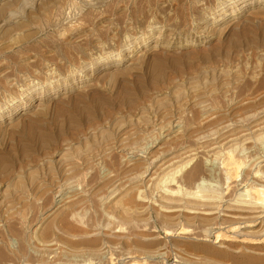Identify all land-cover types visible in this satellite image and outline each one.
<instances>
[{"label":"rangeland","instance_id":"1","mask_svg":"<svg viewBox=\"0 0 264 264\" xmlns=\"http://www.w3.org/2000/svg\"><path fill=\"white\" fill-rule=\"evenodd\" d=\"M11 1L0 0V248L11 253L0 264H264L243 257L264 236L216 242L235 203L264 187V0ZM167 197L177 211H162ZM260 216L241 231L258 237Z\"/></svg>","mask_w":264,"mask_h":264},{"label":"bare ground","instance_id":"2","mask_svg":"<svg viewBox=\"0 0 264 264\" xmlns=\"http://www.w3.org/2000/svg\"><path fill=\"white\" fill-rule=\"evenodd\" d=\"M13 1V0H12ZM11 1V2H12ZM31 0H26L25 2H24V5L26 6V5H28V7H30L29 5L30 4H32L33 5V3H32V1L30 2ZM4 2V1H3ZM34 3H35V0H34ZM228 3H230L229 4V9L228 8H226V9H228V10H230V12H235L238 8H237V6L234 4V2L231 4V2H228ZM7 4V3H6ZM12 4V3H11ZM23 6V5H22ZM24 6V7H25ZM240 6V5H239ZM6 7H8V6H5V5H0V14L2 13V12H4L5 10V8ZM23 7V8H24ZM19 8V7H18ZM225 9V10H226ZM240 9V8H239ZM4 10V11H3ZM9 10V9H8ZM8 10H6V11H8ZM225 10L223 9L222 11H221V13L222 14H225ZM11 10H9V12H10ZM14 11V10H13ZM69 12V11H68ZM6 13V12H5ZM11 13V12H10ZM9 13V16H8V18L10 19V20H13V21H15V19L17 18V15H16V13H15V15L14 14H10ZM14 13V12H13ZM23 13H25L24 11H23ZM27 14V13H26ZM60 17V16H59ZM32 18H33V16H32ZM8 20V19H7ZM216 20H218L219 21V17H217L216 18ZM13 21H11V24H14V23H16V22H13ZM4 22V21H3ZM4 23H6V22H4ZM18 23V22H17ZM20 23H21V21H20ZM1 24V23H0ZM19 24V23H18ZM22 24V23H21ZM3 25V24H2ZM20 25V24H19ZM5 26V25H4ZM6 27V26H5ZM17 27V26H16ZM4 30V29H3ZM6 30V29H5ZM5 30H4V32H5ZM2 32V31H1ZM7 32V31H6ZM136 46V45H135ZM118 51H120V50H118ZM124 54V53H123ZM119 55V52H116L115 54H106L105 56H103V58H102V60H103V62H106V61H108L109 59H110V57L111 56H116V59H117V56ZM113 59V58H112ZM120 59V58H119ZM49 87V86H48ZM45 90V89H44ZM43 91V90H42ZM43 93V92H42ZM41 96H43L42 94H41ZM226 165L227 166H231V167H236V168H238L239 166H240V164L242 163L240 160H237V158H235V156L233 157V156H231V155H229V157H228V159L226 160ZM202 167H200L199 166V164H195L194 163V166H192L191 167V170L190 171H188V173L189 174H187L189 177H191V176H193V177H195V178H192V179H196V174L198 173L199 174V170L201 169ZM186 175V176H187ZM194 175H196V176H194ZM187 176V177H188ZM199 176V175H198ZM191 178H189V179H191ZM188 179V180H189ZM56 181V180H55ZM32 184V183H31ZM62 185V184H61ZM21 186H22V184H21ZM38 186V185H37ZM198 186V185H197ZM24 187V186H23ZM31 187V186H30ZM195 187V186H194ZM21 188V187H20ZM25 188V187H24ZM38 188V187H37ZM45 188V187H44ZM46 188H47V186H46ZM49 188V187H48ZM37 190V189H36ZM39 191V190H38ZM40 191H41V189H40ZM116 191V190H115ZM126 191V190H125ZM142 191V190H141ZM144 191V190H143ZM170 192H173V189L172 190H169ZM45 192V191H44ZM46 192H48V191H46ZM56 192H58V191H56ZM66 192V191H65ZM109 192V191H108ZM32 193V192H31ZM42 193H43V191H42ZM59 193H61V191L59 192ZM193 193V192H192ZM39 194H41V193H39ZM56 194V193H55ZM62 194V193H61ZM194 194H196V192H194ZM18 195V194H17ZM27 195V194H26ZM42 195V194H41ZM126 195V194H125ZM22 196V195H21ZM40 195H38V197H39ZM143 196H144V194H143ZM53 197H54V194H53ZM142 197V196H141ZM252 199H250V200H246V201H244V202H247V203H249V205H243V203H240V204H242V205H236V203H235V205L234 206H238L237 208H232L231 210H233V211H238L239 212V214H237V215H234V214H228V216H226V217H229L230 219H228V220H222L221 222H220V224L221 225H223V227H222V229H224V232H219V233H216V237H217V240H216V242H219L220 243V241H224V242H243V243H246V244H249V245H255V244H257V243H259V241L256 239V238H260V237H262V236H264V226L262 227V226H258L259 228L254 232V234L256 233V234H258L259 236L257 237V236H253V232L252 231H246L245 229L243 230V231H241V229H243V228H246V227H251V226H254V225H257V224H254L255 223V221L257 220V218H259V217H261L260 216V214H262L263 213V211H264V187H262V186H260V187H255L254 189H253V191H252ZM27 198V197H26ZM45 198V197H44ZM55 200V199H54ZM180 201V200H178L177 198L176 199H173V198H170V197H167V198H165V203L166 204H162V205H160L161 207H163L164 208V210L162 209V211H164V212H174V211H177V210H173L176 206L174 205V204H172L173 202L175 203V201ZM209 200V199H208ZM211 200V199H210ZM209 200V201H210ZM59 201H62V200H59ZM58 201V202H59ZM141 201V200H140ZM163 201V200H162ZM167 201V202H166ZM236 201V200H235ZM19 201H17V203H18ZM142 202V201H141ZM35 203V202H34ZM44 203V202H43ZM246 203V204H247ZM23 205H24V202L22 203ZM69 204V203H68ZM145 204V203H144ZM26 205V204H25ZM46 205V204H45ZM77 204H75V206H76ZM178 205H180L179 203H178ZM27 206V205H26ZM30 206V205H29ZM42 206V205H41ZM48 206V205H47ZM62 206V205H61ZM74 206V207H75ZM228 207H229V205H227ZM43 207V206H42ZM41 207V208H42ZM115 207H116V205H115ZM144 207V206H143ZM143 207H142V209L141 210H143ZM233 207V206H232ZM27 208V207H26ZM43 208H45V207H43ZM141 208V207H140ZM40 208H38V210H39ZM66 209V208H65ZM144 209H145V207H144ZM151 209V208H150ZM230 209V208H229ZM228 209V210H229ZM179 210V209H178ZM225 210H227V209H225ZM134 211V210H133ZM138 212H140V211H138ZM199 212V211H198ZM212 212V211H211ZM241 212V213H240ZM162 213V212H161ZM187 213H197V210L196 209H193L192 211H189V212H187ZM215 213V212H214ZM150 214V213H149ZM160 214V213H159ZM158 214V215H159ZM208 214H211V213H208ZM39 215H40V213H39ZM58 215V214H57ZM46 216V215H45ZM139 216V215H138ZM166 216V215H165ZM247 217V218H249V220H246L245 219V221L243 220V221H240V220H242L241 218H243V217ZM244 217V218H245ZM33 218V217H32ZM129 218V217H128ZM162 218V217H161ZM164 218V217H163ZM214 217H210V218H208V220H212ZM124 219V218H123ZM168 219V218H167ZM233 219H240L239 221H234ZM11 220V219H10ZM114 220V219H113ZM133 220V219H132ZM146 220V219H145ZM118 222H119V220H118ZM117 222V223H118ZM136 222V221H135ZM169 222V221H168ZM147 223V222H146ZM136 224V223H135ZM242 224H244L243 226H242ZM103 225V224H102ZM109 225V224H108ZM118 225V224H117ZM15 226V225H14ZM111 226V225H110ZM168 226V225H167ZM173 226V225H172ZM8 227V226H7ZM11 227V226H10ZM18 227V226H17ZM49 227H50V225H49ZM103 229H105V226L103 225ZM108 227V226H107ZM113 227V226H112ZM154 227V226H153ZM48 227L46 226V229H47ZM177 228V227H176ZM175 228V229H176ZM188 228V227H187ZM52 229V228H51ZM112 229V228H111ZM186 229V227H182L181 228V231L180 232H184V233H188V231H191V229L190 230H187V231H184ZM150 230V229H149ZM208 230V229H207ZM48 231H50L49 229H47V231L46 232H48ZM101 231V230H100ZM100 231H98V233L100 232ZM125 231V230H124ZM151 232L153 231V230H150ZM209 231V230H208ZM154 232V231H153ZM173 232H175L174 231V229H170V230H168V232H167V234H172ZM101 233V232H100ZM155 233V232H154ZM154 233H151V238L150 239H156L155 237H153L155 234ZM50 234V232H48V235ZM112 234V233H111ZM153 234V235H152ZM211 234V233H210ZM101 235V234H100ZM107 235V234H106ZM209 235V233L207 232L206 234H202V235H200V237L198 238L200 241H204V240H206V237ZM58 236V235H57ZM79 236V235H78ZM78 236H77V238H78ZM113 236V235H112ZM112 236H111V238H112ZM242 236H245V237H243V239H245V240H243L242 238L240 239V237H242ZM85 237V236H84ZM109 237V236H108ZM119 237V236H118ZM121 237V236H120ZM77 238H76V240H77ZM103 238V237H102ZM117 238V237H116ZM116 238H115V240H116ZM83 239V238H82ZM117 239H119V238H117ZM195 239V238H194ZM196 239H197V237H196ZM198 239H197V241H198ZM219 239V240H218ZM247 239V240H246ZM66 240V239H65ZM175 240V239H174ZM48 241V240H47ZM102 241V240H101ZM209 241V240H208ZM45 242V241H44ZM79 242V241H78ZM81 242H82V240H81ZM80 242V243H81ZM175 242H177L176 240H175ZM190 242H191V240H190ZM189 242V243H190ZM205 242V241H204ZM242 242H241V244H242ZM88 243V242H87ZM119 243V242H118ZM158 243H160V242H158ZM188 243V244H189ZM203 243V242H202ZM24 244V243H23ZM83 244V243H82ZM156 244H157V241H156ZM155 244V245H156ZM221 244H222V242H221ZM219 245V247L221 248V247H224V246H222V245ZM232 244V243H231ZM158 245V244H157ZM194 245V244H193ZM203 245V244H202ZM237 245H238V243H237ZM244 245V244H243ZM21 246V245H20ZM25 246H26V244H25ZM82 246V245H81ZM205 246V245H204ZM246 246V245H245ZM160 247V246H159ZM218 247V248H219ZM234 247V246H233ZM248 247V246H247ZM259 248V247H258ZM257 248V249H258ZM1 249V248H0ZM19 250H18V253L21 255H23L24 254V249H25V247L24 246H21L20 248H18ZM239 249V248H238ZM255 249L256 248H252V249H249L250 250V253H246L245 255H243V257L245 258V260H248V261H251V262H264V246H261V248H259L260 250H262V251H255ZM5 250V249H4ZM26 250V249H25ZM148 251V250H147ZM11 252V251H10ZM15 252V251H14ZM13 252V253H14ZM151 252V251H150ZM255 252H257V253H255ZM4 251H2V249H1V251H0V255H5L6 253H7V251H6V253H4ZM9 253V252H8ZM7 253V254H8ZM16 253V252H15ZM14 253V254H15ZM26 253V252H25ZM219 253V252H218ZM11 254V253H10ZM10 254H8L9 256H10ZM17 254V253H16ZM152 254V253H151ZM8 255H6L5 257H7ZM153 255V254H152ZM14 256H16V258H17V256L18 255H14ZM24 256H25V254H24ZM1 257V256H0ZM19 257V256H18ZM21 257V256H20ZM19 257V258H20ZM242 257V258H243ZM12 258H13V255H12ZM29 258V257H28ZM239 259V258H238ZM241 259V258H240ZM15 262V261H14ZM131 263V262H130ZM25 264H27V263H25ZM131 264H148V263H145V262H133V263H131ZM151 264V263H150Z\"/></svg>","mask_w":264,"mask_h":264}]
</instances>
